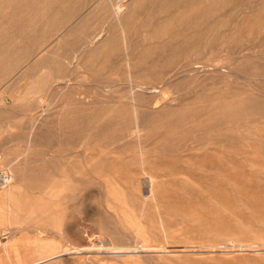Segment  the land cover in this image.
I'll list each match as a JSON object with an SVG mask.
<instances>
[{"label": "rangeland", "instance_id": "1", "mask_svg": "<svg viewBox=\"0 0 264 264\" xmlns=\"http://www.w3.org/2000/svg\"><path fill=\"white\" fill-rule=\"evenodd\" d=\"M61 1L0 0V94L2 95H0V157L2 156L0 158V172L9 174L10 176H8L13 180V187L10 190L0 191V264H197L198 262V264H228L225 263V258L226 262L229 261L230 264H254L256 261V264H264V136H262L264 135V132H262L264 131V0H259L258 2H256L257 0H210L212 2L209 0H206L207 2L205 0H197L198 2L196 0H169L170 2L168 0H133V2L132 0ZM155 1L157 2L156 5ZM158 1L161 3H158ZM184 1H186L187 5L183 3V6L182 2ZM216 1L219 4L214 6L213 4H216ZM32 2H34V5ZM198 3L200 5L197 7ZM150 6H154L153 9ZM167 6H170L168 11ZM149 8L150 10H148ZM180 8H183V10ZM157 9L158 12L156 14ZM160 9H164V11ZM214 9L215 11L213 12ZM130 11L131 16L128 13ZM190 15L191 18H195L191 20ZM21 16L24 18L22 19ZM145 17L147 18L143 22ZM149 17L150 20L148 19ZM179 17L181 18L178 22ZM163 18L164 21L159 20H163ZM140 23H145L146 26ZM150 23L153 26L156 25V28ZM185 23L188 24L186 25ZM182 24H185V26ZM16 26L18 27L17 29L15 28ZM126 27L127 32H125ZM179 27L180 30L178 29ZM11 28L15 30L11 31ZM195 29L196 31H194ZM200 29L203 33H201ZM166 30H170V34L177 30V33L173 34V38H171L172 34L169 36V33V35L165 33ZM116 31L117 33H114ZM145 32L148 36L152 33L149 36L152 38L148 39L149 37ZM113 33L116 35H113ZM111 34L115 37L110 39L109 41H112L109 42L107 38H111ZM159 36H161L160 39ZM134 37L138 40H135ZM177 37L181 39L177 40ZM185 37H189V39L186 40ZM127 38L129 41H127ZM104 39L107 40H105L107 44H105ZM170 39L172 40L170 41ZM164 40H167L166 44ZM97 42H101V46H98L100 43L97 44ZM117 42L120 45L116 44ZM94 43L97 45L93 46ZM151 43L156 44L150 45ZM173 43L175 44L173 45ZM144 44L151 46L149 48V50L151 49L150 53L154 51L153 48L157 50L160 44V50H157L158 52L161 51L160 55L157 51V54L152 52L153 54L151 53V55L147 52L148 45L146 46L147 50L142 48L145 47ZM89 45L90 47H88ZM92 46L94 49L98 48L93 51L94 49H91ZM172 46H175V50L178 51L182 47L180 52L181 50L185 52L183 49H186L185 53L189 54L188 51H190V54L187 55L182 52V55L179 52L182 57L179 54L177 56L178 51L174 52ZM169 47L172 50H169ZM81 48H86L83 52L84 54L81 53L83 50ZM132 48H134V51ZM78 49L81 50L78 51ZM168 50L172 52V56L176 55V57L170 56ZM9 51L11 54L8 53ZM144 51L147 52L145 53L146 55L148 54V57ZM133 53L138 55V57H135ZM142 54L150 62L145 60ZM256 54L257 56H255ZM83 55H86L87 58ZM168 55L171 57L169 64L168 59L163 58ZM44 56L48 57L45 58ZM40 57H42V61ZM48 58L50 60L48 61L49 63L46 62L48 63L47 66L45 62H42L48 60ZM134 59L137 61H134ZM164 59H167L166 62ZM139 60L140 62L138 63ZM160 60H162L161 64L165 62L167 65L158 66ZM140 67L144 73L139 70ZM199 68L201 69L199 70ZM164 69L165 71L168 70V73L164 72ZM147 70L149 73H147ZM120 82H122L121 85ZM130 83H132L134 88ZM144 84L148 87H145ZM152 84L153 86L151 87ZM119 88L122 89L119 90ZM242 88L243 91L249 89V93L247 94L248 91L245 90L246 92L244 91V93L246 95L243 94ZM252 88L256 90L252 91ZM238 90L243 94L240 95L246 97L242 98ZM253 92L254 96L251 95ZM248 95L249 98L247 97ZM114 100L116 102H113ZM257 102L259 105H257ZM163 105L166 108H162ZM111 107L113 110L110 109ZM129 108L130 110H128ZM253 108L256 113L254 111V113L249 112ZM258 109H260L259 112L262 110L263 113L261 115ZM178 110L181 112L179 113ZM76 111L78 113H75ZM185 111L188 112V115ZM236 112L241 113L239 116L246 112L247 114H244L246 118L244 119V116L242 118L235 116V114H238ZM106 113H108V116ZM140 113L143 114L141 115ZM250 113L255 114V116ZM224 114L226 117L228 114L231 115L230 117L234 121L232 122L231 118V122L229 121V115L228 119L224 118ZM139 115L149 118L143 117L144 121ZM137 116L138 118H136ZM219 117L224 119H219ZM235 117L237 118L235 119ZM238 118L239 120H237ZM179 119L180 121L178 122ZM105 120L106 122L104 123ZM139 120H142V122L140 121L139 123ZM213 121L217 124L212 123ZM223 121L227 125L232 123L233 126L228 125L227 127L229 128L226 129V123L221 125V123H224ZM210 122L211 127H209ZM248 123L250 124L248 125ZM136 124L143 129L141 136H138L136 128H133ZM212 125L215 129L212 128ZM217 125L219 126L217 127ZM255 125L257 126L255 127ZM199 126L201 127L199 128ZM252 126L257 130H253ZM115 127H118L119 131ZM182 127L188 131H184ZM223 127H225V130H223ZM64 128H66V131ZM122 128L125 129V132ZM167 128L170 130L168 131ZM210 128H212V131ZM198 129H201V131ZM191 130H194V132H190ZM203 130L205 131V136ZM213 132L217 137L213 135ZM217 132H219L220 136ZM193 133L198 136V139L195 138ZM167 134L168 136L172 135L169 137L173 138L165 136ZM189 134L190 136L193 135L194 141L188 136ZM201 134H203L205 139ZM56 136L57 138H53ZM225 136L226 139L223 138ZM69 137L70 140L67 139ZM121 137L122 139H120ZM207 137L209 138L207 139ZM161 138L163 139L161 140ZM200 138H203V140L200 141ZM125 139L127 140L126 143ZM173 139L175 143H173ZM129 140L132 144L129 143ZM145 140H147V143ZM185 140H188L189 142H186L191 145L184 147L187 144L186 142V144L184 143ZM197 140L200 141L198 143L202 142V144H198ZM180 143L182 144L180 145ZM149 144L153 145L150 146ZM169 144L172 148H169L171 147ZM106 145L107 147H105ZM111 145L118 149L113 148ZM139 145H142V148ZM179 145H183L184 148ZM211 145L214 147V149L212 148L213 150L206 148H211ZM127 147L129 150L125 149ZM171 149H174V151ZM64 150L65 152H63ZM115 150H118V153ZM122 151H125L126 154ZM143 151H146V153ZM161 151L164 153H160ZM205 151L206 154L204 153ZM110 152L113 154L111 155ZM150 152L155 154H150L149 156ZM186 153L190 154L187 155ZM103 155L105 157L108 156V159H105ZM206 155L208 158H206ZM203 156L210 163L207 160L205 161ZM117 158L124 163L119 162ZM193 158L195 160L198 158L200 164ZM101 159L108 162L103 161V164ZM186 159H188V162ZM189 160L192 162H189ZM54 161H56L55 165L53 164ZM63 163H66L65 166H63ZM112 164L114 169L110 168ZM68 168H72V170ZM77 170L80 171L78 172ZM51 171L53 172L51 173ZM74 171L77 174L82 172V175H75ZM42 172H44L43 175ZM89 176L93 177V179ZM106 182L108 183L107 186L105 185L107 184ZM115 182H118L121 188ZM103 192L104 196H101ZM131 192L132 194H129ZM129 195L133 196L129 197ZM101 197L104 198L100 199ZM138 198H141L142 201H139L142 203L140 202L138 206H135V203L137 205V202H139ZM11 206L20 207L19 209L23 210L25 214L19 219L8 217L7 210ZM138 207H142V209H138ZM97 209L103 210L106 214ZM116 214H118L119 218ZM145 214L147 215L145 216ZM106 216L110 217V219ZM146 217H148V220ZM38 228H41V230H38ZM5 232L7 233L5 234ZM101 238L103 239L101 240ZM103 240H106L104 241L106 243H103ZM83 242L84 244H89L84 245ZM92 242L93 245H91ZM116 242L117 244L119 243V250H117V245H114ZM96 243L99 245H94ZM81 247L83 249H78ZM114 248L116 251H113L115 250ZM210 254L218 255L217 257L212 255V257ZM220 254L224 255L225 258ZM209 257L212 258L209 259ZM187 258H190V261ZM205 258L207 259L205 260Z\"/></svg>", "mask_w": 264, "mask_h": 264}, {"label": "bare ground", "instance_id": "2", "mask_svg": "<svg viewBox=\"0 0 264 264\" xmlns=\"http://www.w3.org/2000/svg\"><path fill=\"white\" fill-rule=\"evenodd\" d=\"M58 1H59V0H58ZM127 1H128V0H127ZM127 1H126V2H127ZM143 1H145V0H143ZM164 1H166V0H164ZM168 1H169V0H168ZM171 1H172V0H171ZM196 1H197V0H196ZM196 1H195V2H196ZM205 1H206V0H205ZM209 1H210V0H209ZM212 1H213V0H212ZM212 1H210V2H212ZM258 1H259V0H257L256 2H258ZM260 1H261V0H260ZM34 2H35V1H34ZM34 2H32L33 5H34ZM60 2H62V1L60 0ZM65 2H66V1H65ZM121 2H122V1H121ZM132 2H133V0H132ZM132 2H131V3H132ZM152 2H153V1H152ZM169 2H170V1H169ZM178 2H179V1H178ZM193 2H194V1H193ZM197 2H198V1H197ZM206 2H207V1H206ZM216 2H217V1H216ZM216 2H215V3H216ZM232 2H233V1H232ZM235 2H236V1H235ZM254 2H255V1H254ZM146 3H147V1H146ZM156 3H157V2L155 1V5H156ZM158 3H161V2L158 1ZM163 3H164V2H163ZM163 3H162V4H163ZM166 3H167V2H166ZM183 3H186V1L182 2V4H183ZM200 3H201V2H200ZM200 3L197 4V7H198V5H200ZM208 3H209V2H208ZM224 3H225V2H224ZM241 3H242V2H241ZM10 4H11V3H10ZM35 4H36V3H35ZM167 4H168V3H167ZM177 4H179V3H177ZM180 4H181V3H180ZM209 4H210V3H209ZM218 4H219V3L217 2L216 4H213V5L216 6V5H218ZM226 4H227V2H226ZM263 4H264V3H263ZM11 5H12V4H11ZM33 5H32V6H33ZM49 5H50V4H49ZM102 5H103V4H102ZM128 5H130V4H128ZM140 5H141V4H140ZM143 5H144V4H143ZM155 5H154V6H155ZM186 5H187V3H186ZM189 5H191V4H189ZM231 5H232V4H231ZM255 5H256V4H255ZM98 6H99V5H98ZM103 6H104V5H103ZM154 6H152V7L150 6V8L153 9ZM177 6H178V5H177ZM183 6H184V4H183ZM183 6H182V7H183ZM191 6H193V5H191ZM204 6H206V5H204ZM261 6H262V5H261ZM261 6H259V7H261ZM56 7H57V6H56ZM100 7H101V6H100ZM119 7H120V6H119ZM158 7H159V5H158ZM158 7H156V8H158ZM168 7H170V6H167V11H168ZM179 7H181V6L179 5ZM187 7H188V6H187ZM197 7H196V8H197ZM209 7H211V6H209ZM250 7H251V6H250ZM9 8H10V7H9ZM121 8L123 9V7H121ZM124 8H125V7H124ZM133 8H134V7H133ZM133 8H131V9H133ZM136 8H138V6H136ZM147 8H148V7H147ZM147 8H146V9H147ZM150 8H149L148 10H150ZM161 8H162V7H161ZM163 8H164V7H163ZM199 8H200V7H199ZM201 8H202V7H201ZM10 9H11V8H10ZM27 9H29V8H27ZM54 9H55V8H54ZM127 9H128V8H127ZM131 9H130V10H131ZM180 9H181V8H180ZM211 9H212V8H211ZM211 9H210V10H211ZM230 9H231V8H230ZM252 9H253V8H252ZM32 10H33V9H32ZM32 10H31V11H32ZM134 10H135V9H134ZM148 10H147V12H148ZM160 10H163V11H164V9H160ZM178 10H179V9H178ZM181 10H183V8H182ZM185 10H186V9H185ZM185 10H184V11H185ZM194 10H195V9H194ZM197 10H198V8H197ZM222 10H224V9L222 8ZM244 10H245V9H244ZM246 10H247V9H246ZM8 11H9V10H8ZM29 11H30V10H29ZM51 11H52V9H51ZM126 11H127V10H126ZM131 11L133 12V10H131ZM131 11L128 12V13H130V16H131ZM155 11H156V10H155ZM169 11H170V10H169ZM203 11H205V10H203ZM207 11L209 12V10H207ZM211 11H212V10H211ZM211 11H210V12H211ZM214 11H215V9L213 10V12H214ZM253 11H254V10H253ZM48 12H49V11H48ZM136 12H137V10H136ZM149 12H150V11H149ZM153 12H154V11H153ZM157 12H158V9H157V11H156V14H157ZM165 12H166V10H165ZM178 12H179V11H178ZM193 12H194V11H193ZM195 12H196V11H195ZM237 12H238V11H237ZM241 12H242V11H241ZM24 13H26V12H24ZM53 13H54V12H53ZM58 13H59V12H58ZM204 13H205V12H204ZM0 14H1V12H0ZM26 14H27V13H26ZM26 14H25V15H26ZM115 14H116V13H115ZM115 14H114V15H115ZM147 14L150 15L149 13H147ZM169 14H170V13H169ZM172 14H173V13H172ZM177 14H178V13H177ZM180 14H181V13H180ZM197 14H198V13H197ZM200 14H201V12H200ZM219 14H220V13H219ZM239 14H240V13H239ZM239 14H238V15H239ZM2 15H3V14H2ZM144 15H145V14H144ZM144 15H143V16H144ZM163 15H164V14H163ZM191 15H192V13H191ZM191 15L189 16L190 18H191ZM214 15H215V14H214ZM22 16H24V15H22ZM22 16H21V18L23 19L25 16H24V17H22ZM35 16H36V15H35ZM117 16H118V15H117ZM146 16H147V15H146ZM153 16H154V15H153ZM165 16L167 17V15H165ZM170 16H171V15H170ZM205 16H206V15H205ZM36 17H37V16H36ZM119 17H120V16H119ZM126 17H127V15H126ZM175 17H176V16H175ZM203 17H204V16H203ZM208 17H209V16H208ZM21 18H20V20H21ZM115 18H116V17H115ZM123 18H124V17H123ZM146 18H147V17L143 18V22H144V19H146ZM164 18H165V17H164ZM164 18H163V20H162V19H159V20L164 21ZM180 18H181V17H179L178 22L180 21ZM193 18H195V17H193ZM193 18H191V20H192ZM196 18H198V17L196 16ZM217 18H219V17L217 16ZM234 18H235V17H234ZM45 19H46V18H45ZM148 19L150 20V17H149ZM151 19H152V15H151ZM155 19H156V17H155ZM182 19H183V18H182ZM187 19H188V18H187ZM198 19H199V18H198ZM198 19H197V20H198ZM221 19H222V18H221ZM237 19H238V18H237ZM37 20H38V19H37ZM55 20H56V19H55ZM118 20H119V19H118ZM123 20H124V19H123ZM126 20L128 21V19H126ZM129 20H130V19H129ZM149 20H148V21H149ZM156 20H157V19H156ZM165 20H166V19H165ZM188 20H189V19H188ZM197 20H196V21H197ZM200 20H202V19H200ZM227 20H228V19H227ZM21 21H22V20H21ZM21 21H20V22H21ZM38 21H39V20H38ZM57 21H58V20H57ZM161 21H160V22H161ZM171 21H172V20H171ZM181 21H182V20H181ZM15 22H16V21H15ZM54 22H55V21H54ZM146 22H147V21H146ZM160 22H158V23H160ZM189 22H190V21H189ZM192 22H193V21H192ZM192 22H191V23H192ZM17 23H18V22H17ZM128 23H129V22H128ZM151 23H152V22H151ZM151 23H150V25H152ZM170 23H171V22H170ZM174 23H175V21H174ZM181 23H183V22H181ZM211 23H212V22H211ZM220 23H221V22H220ZM20 24H21V23H20ZM20 24H19V25H20ZM129 24H130V23H129ZM140 24H141V23H140ZM142 24H143V23H142ZM142 24H141V25H142ZM160 24H162V23H160ZM178 24H179V23H178ZM185 24L187 25L188 23H185ZM185 24H182V25L185 26ZM189 24H190V23H189ZM256 24H257V23H256ZM10 25H11V24H10ZM143 25H145V23H144ZM156 25H157V22H156ZM156 25H154V26L152 25V26L156 28ZM198 25H199V24H198ZM211 25H212V24H211ZM257 25H258V24H257ZM103 26H104V25H103ZM122 26H123V25H122ZM145 26H146V25H145ZM178 26H179V25H178ZM188 26H189V25H188ZM199 26H200V25H199ZM159 27H160V26H159ZM159 27H158V28H159ZM194 27H195V26H194ZM13 28H14V27H13ZM15 28L17 29L18 27L16 26ZM36 28H37V27H36ZM155 28H154V29H155ZM158 28H157V29H158ZM172 28H174V27H172ZM172 28H170V29L172 30ZM176 28H177V27H176ZM182 28H183V26H182ZM184 28H185V27H184ZM191 28H192V27H191ZM196 28H197V27H196ZM24 29H25V28H24ZM150 29H151V28H150ZM157 29H156V30H157ZM168 29H169V28H168ZM178 29L180 30V27H179ZM13 30H15V29H13ZM13 30H12V28H11V31H13ZM141 30H142V29H141ZM143 30H144V29H143ZM179 30H178V31H179ZM183 30H184V29H183ZM186 30H187V29H186ZM200 30H201V29H200ZM263 30H264V29H263ZM8 31H9V30H8ZM106 31H107V30H106ZM117 31H119V30H117ZM117 31L114 32V33H117ZM120 31H121V30H120ZM144 31H147V30L145 29ZM153 31H155V30H153ZM169 31H170V30H169ZM169 31L166 30L165 33H167V34L169 33V34H170ZM181 31H182V30H181ZM184 31H185V30H184ZM194 31H196V29H195ZM197 31H198V30H197ZM258 31H259V30H258ZM125 32H127V27H126V31H125ZM151 32H152V31H151ZM151 32H150V33H151ZM171 32H172V31H171ZM179 32H180V31H179ZM205 32H206V31H205ZM2 33H3V32H2ZM10 33H11V32H10ZM111 33H112V32H111ZM114 33H113V35H116V34H114ZM176 33H177V30H176L174 33H173V32L171 33L172 36H171V34H170V35L168 34V35L171 36V38H173V34L175 35ZM197 33H198V32H197ZM201 33H203L202 30H201ZM217 33H218V32H217ZM4 34H5V31H4ZM12 34H13V33H12ZM106 34H108V33H106ZM118 34H119V32H118ZM118 34H117V35H118ZM145 34L148 36L149 31H148V34H147L146 32H145ZM156 34H157V33H156ZM186 34H187V32H186ZM190 34H192V33H190ZM198 34H199V33H198ZM8 35H9V34H8ZM23 35H24V34H23ZM28 35H29V33H28ZM100 35H101V34H100ZM102 35H103V34H102ZM104 35H105V34H104ZM125 35H126V33H125ZM146 35H145V36H146ZM151 35H152V33H151ZM151 35H149V36H151ZM153 35H154V34H153ZM159 35H162V34H159ZM251 35H252V34H251ZM251 35H250V36H251ZM19 36H20V35H19ZM109 36H110V35H109ZM111 36H112V34H111ZM111 36H110V37H111ZM135 36H136V35H135ZM141 36H142V35H141ZM149 36H148V37H149ZM164 36H166V34H164ZM169 36H168V37H169ZM179 36H180V34H179ZM188 36H189V35H188ZM191 36H192V35H191ZM204 36H205V35H204ZM100 37H101V36H100ZM106 37H107V36H106ZM113 37H115V36H112L111 38L108 37L109 39L107 38V40L109 41L110 39H113ZM148 37H147V38H148ZM153 37H154V36H153ZM174 37L176 38V36H174ZM189 37H190V36H189ZM189 37H188V38L185 37L186 40H188ZM200 37H201V36H200ZM2 38H3V36H2ZM5 38H7V37H5ZM14 38H15V37H14ZM101 38H102V37H101ZM101 38H100V39H101ZM117 38H118V37H117ZM125 38H126V37H125ZM134 38H135V37H134ZM134 38H133V39H134ZM147 38H145V39H147ZM150 38H152V37H149L148 39H150ZM154 38H155V37H154ZM157 38H158V37H157ZM160 38H161V36H159V39H160ZM166 38H167V37H166ZM169 38H170V37H169ZM208 38H209V37H208ZM11 39H13V38H11ZM23 39H24V38H23ZM94 39H95V37H94ZM97 39H98V38H97ZM136 39H137V38H135V40H136ZM145 39H143V40H145ZM167 39H168V38H167ZM178 39H181V38H178V37H177V40H178ZM183 39H184V38H183ZM13 40H14V39H13ZM62 40H63V39H62ZM91 40H93V39H91ZM95 40H96V39H95ZM105 40H106V39H104V42H105V44H107V43H106L107 40H106V41H105ZM137 40H138V39H137ZM168 40H169V39H168ZM171 40H172V39H170V41H171ZM186 40H185V41H186ZM228 40H229V39H228ZM5 41H6V40H5ZM21 41H23V40H21ZM96 41H98V40H96ZM111 41H112V40H111ZM111 41H109V42H111ZM127 41H129L128 38H127ZM164 41H165V40H164ZM204 41H205V40H204ZM252 41H253V40H252ZM90 42H92V41H90ZM104 42H102V43H104ZM150 42H151V41H150ZM152 42H153V41H152ZM159 42H160V41H159ZM168 42H169V41H168ZM179 42H180V41H179ZM191 42H192V41H191ZM193 42H194V41H193ZM226 42H227V41H226ZM8 43H9V42H8ZM98 43H100V45H98V46H101V42H97V44H98ZM113 43H114V41H113ZM125 43H126V42H125ZM136 43H137V42H136ZM146 43H147V42H146ZM157 43H158V41H157ZM166 43H167V40L165 41V44H166ZM169 43H170V42H169ZM171 43H172V42H171ZM189 43H190V41H189ZM97 44L94 43L93 46H95V45H97ZM114 44H115V43H114ZM116 44H119V45H120V43H118V42H117ZM130 44H131V43H130ZM139 44H140V43H139ZM152 44L155 45L156 43H151L150 45H152ZM174 44H175V43H173V45H174ZM180 44H181V42H180ZM182 44H184V43H182ZM11 45H12V44H11ZM90 45H91V44H90ZM90 45H89L88 47H90ZM103 45H104V44H103ZM112 45H113V44H112ZM112 45H110V46H112ZM128 45H129V44H128ZM131 45H132V44H131ZM135 45H136V44H135ZM137 45H138V44H137ZM147 45H148V44H147ZM147 45L144 44L145 47H142V48H145V50H147V49H146V46H147ZM159 45H160V44H159ZM159 45H158V47H157V50H160V49H159ZM170 45H171V44H170ZM82 46H85V45H82ZM93 46L91 47V49L93 48ZM110 46H109V48H110ZM161 46H162V45H161ZM168 46H169V45H168ZM168 46H167V47H168ZM177 46H178V44H177ZM184 46H185V44H184ZM184 46H183V47H184ZM190 46H191V45H190ZM251 46H252V45H251ZM70 47H71V46H70ZM80 47H81V46H80ZM138 47H139V45H138ZM150 47H151V46H150ZM150 47H149V45H148V50H147V52H149V53H150V50H151V49L149 50ZM180 47H181V46H180ZM15 48H16V47H15ZM68 48H69V47H68ZM96 48H98V47H96ZM96 48H95V49H96ZM117 48H118V47H117ZM128 48H129V47H128ZM139 48H141V47H139ZM139 48H138V49H139ZM165 48H166V47H165ZM173 48H174V52L178 51V50H175V48H176L175 46H172V49H173ZM193 48H194V47H193ZM9 49H10V48H9ZM12 49H13V48H12ZM53 49H54V48H53ZM62 49H63V48H62ZM69 49H70V48H69ZM81 49H83V48H81ZM81 49H78V51L81 50ZM85 49H86V48H85ZM85 49H83V50L81 51V53H83V52L85 51ZM93 49H94V48H93ZM95 49H94L93 51H95ZM107 49H108V48H107ZM119 49H120V48H119ZM129 49H131V48H129ZM132 49H133V51H134V48H132ZM135 49H136V48H135ZM170 49H171V47H169V50H170ZM172 49H171V50H172ZM177 49H179V48H177ZM180 49H182V47H181ZM180 49H179L178 53L176 54L177 56L180 55V54H179ZM243 49H244V48H243ZM49 50H50V49H49ZM87 50H88V49H87ZM105 50H106V49H105ZM153 50H154V51H152V52L155 53V54H157L158 51L155 50V48H153ZM161 50H162V49H161ZM164 50H165V49H164ZM169 50H168V51H169ZM183 50H185V52H186V49H183ZM255 50H256V49H255ZM50 51H52V50H50ZM58 51H59V50H58ZM63 51H64V50H63ZM98 51L101 52L100 50H98ZM107 51H108V50H107ZM131 51H132V50H131ZM156 51H157V52H156ZM166 51H167V50H166ZM257 51H258V50H257ZM257 51H256V52H257ZM18 52H20V51H18ZM48 52H49V51H48ZM48 52H46V53H48ZM76 52H77V51H76ZM91 52H92V51H91ZM135 52H137V51H135ZM140 52H141V51H140ZM140 52H139V53H140ZM145 52H146V51H144V53H145ZM147 52H146V53H147ZM152 52H151V53H152ZM160 52H161V51L158 52L159 55H160ZM169 52H170V51H169ZM182 52H183V51L181 50L180 53L182 54ZM185 52H183V53H185ZM188 52H189V54H190V51H188ZM8 53H10V51H9ZM74 53H75V52H74ZM79 53H80V52H79ZM85 53L87 54V52H85ZM93 53H94V52H93ZM95 53H96V52H95ZM103 53H104V52H103ZM146 53H145V55H146ZM151 53H150V54H151ZM153 53H152V54H153ZM162 53H163V51H162ZM193 53H194V51H193ZM249 53H250V52H249ZM257 53H258V52H257ZM10 54H11V53H10ZM10 54H9V55H10ZM44 54H45V53H44ZM54 54H55V53H54ZM59 54H60V53H59ZM83 54H84V53H83ZM99 54H100V53H99ZM133 54H135V53H133ZM133 54H132V55H133ZM137 54H138V53H137ZM150 54H149V55H150ZM152 54H151V55H152ZM155 54H154V55H155ZM164 54H166V53L164 52ZM164 54H163V55H164ZM171 54H172V52H170L169 55L172 56L173 54H172V55H171ZM178 54H179V55H178ZM185 54L189 55L188 53H185ZM191 54H192V53H191ZM63 55H64V54H63ZM94 55H96V54H94ZM109 55H110V54H109ZM142 55H143V54H142ZM142 55H141V57H142ZM145 55H143V58L145 57ZM154 55H153V56H154ZM166 55H167V54H166ZM169 55H168L167 57H163V58H167L168 61H169V59H171V57H169ZM176 55H175V56H172V57H176ZM182 55H183V54H182ZM246 55H247V54H246ZM253 55H254V54H253ZM7 56H8V55H7ZM42 56H43V55H42ZM83 56H86V55H83ZM96 56H97V55H96ZM102 56H103V55H102ZM136 56L138 57V55L135 54V57H136ZM146 56L148 57V54H147ZM180 56H181V55H180ZM192 56H193V55H192ZM255 56H257V54H256ZM44 57H45V56H44ZM44 57H43V58H44ZM46 57H48V56H46ZM46 57H45V58H46ZM49 57L51 58V56H49ZM91 57H92V55H91ZM154 57H155V56H154ZM181 57H182V56H181ZM183 57H184V56H183ZM237 57H238V56H237ZM40 58H41V61H42V57H40ZM45 58H44V59H45ZM86 58H87V56H86ZM139 58H140V54H139ZM12 59H13V58H12ZM44 59H43V60H44ZM94 59H97V58H94ZM101 59H102V57H101ZM140 59H141V58H140ZM152 59H153V58H152ZM167 59H164L165 62H166ZM49 60H50V59L48 58V60H46V61L44 60L42 63H44V62L46 63V62H48ZM87 60H88V59H87ZM92 60H93V59H92ZM106 60H107V59H106ZM135 60H136V59H134V61H135ZM145 60H147L146 57H145ZM145 60L143 59V61H145ZM148 60H149V59H148ZM148 60H147V61H148ZM158 60H159V59H158ZM41 61H40V62H41ZM73 61H74V60H73ZM93 61H94V60H93ZM95 61H96V60H95ZM124 61H125V60H124ZM131 61H132V60H131ZM136 61H137V60H136ZM143 61H142V62H143ZM152 61H154V60H152ZM161 61H162V60H160V64H159L158 66H160V65H164V66L167 65L165 62H163V64H161ZM244 61H245V60H244ZM18 62H19V61H18ZM71 62H72V61H71ZM128 62L131 64V62H130L129 60H128ZM128 62H127V63H128ZM132 62H133V61H132ZM139 62H140V60L138 61V63H139ZM149 62H150V60H149ZM193 62H194V61H193ZM250 62H251V61H250ZM254 62H255V60H254ZM48 63H49V62H48ZM48 63H46L45 65H47ZM73 63H74V62H73ZM88 63H89V62H88ZM93 63H94V62H93ZM98 63H99V62H98ZM98 63H97V66H98ZM144 63H145V62H144ZM146 63H147V62H146ZM164 63H165V64H164ZM169 63H170V61L168 62V64H169ZM252 63H253V62H252ZM152 64H153V63H152ZM54 65H56V64H54ZM71 65H72V63H71ZM86 65H87V64H86ZM128 65H129V64H128ZM156 65H157V64H156ZM246 65H247V64H246ZM257 65H258V64H257ZM17 66H18V65H17ZM47 66H48V65H47ZM89 66H90V65H89ZM94 66H95V65H94ZM99 66H100V65H99ZM138 66H141V65H138ZM259 66H260V65H259ZM9 67H10V65H9ZM35 67H36V66H35ZM90 67H91V66H90ZM175 67H176V66H175ZM200 67H201V66H200ZM31 68H32V67H31ZM39 68H40V67H39ZM91 68H92V67H91ZM96 68H97V67H96ZM136 68H137V67H136ZM144 68H146V67H144ZM151 68H152V67H151ZM153 68H154V67H153ZM170 68H173V67H170ZM197 68H198V67H197ZM201 68H202V67H201ZM201 68H199V70H200ZM203 68H204V67H203ZM228 68H229V67H228ZM17 69H18V68H17ZM25 69H26V68H25ZM29 69H30V68H29ZM32 69H33V68H32ZM35 69H36V68H35ZM99 69H100V68H99ZM137 69H138V68H137ZM142 69H143V68H142ZM147 69H148V67H147ZM186 69H187V68H186ZM234 69H235V68H234ZM11 70H12V69H11ZM41 70H42V69H41ZM139 70H141V67H140ZM148 70H150V68H149ZM148 70H147V73H149ZM156 70H158V69H156ZM182 70H184V69H182ZM203 70H204V69H203ZM203 70H202V71H203ZM207 70H208V69H207ZM30 71H31V70H30ZM141 71H142V70H141ZM150 71H151V70H150ZM167 71H168V70H167ZM167 71H165V69H164V72L168 73ZM170 71L172 72V70H170ZM177 71H180V70H177ZM229 71H230V70H229ZM23 72H24V71H23ZM34 72H35V71H34ZM142 72H143V71H142ZM153 72H154V71H153ZM155 72H156V71H155ZM159 72H160V71H159ZM200 72H201V71H200ZM30 73H31V72H30ZM91 73H92V72H91ZM129 73H130V72H129ZM143 73H144V72H143ZM156 73H158V72H156ZM19 74H22V73H19ZM19 74H18V76H19ZM161 74H162V73H161ZM198 74H199V73H198ZM23 75H24V73H23ZM30 75H31V74H30ZM89 75H90V74H89ZM130 75H131V74H130ZM137 75H138V74H137ZM238 75H239V74H238ZM240 75H241V74H240ZM162 76H163V74H162ZM188 76H189V75H188ZM198 76H199V75H198ZM231 76H232V74H231ZM128 77H129V76H128ZM53 78H54V77H53ZM59 78H60V77H59ZM164 78H167V77H164ZM19 79H20V78H19ZM19 79H18V80H19ZM199 79H200V78H199ZM12 81H13V79H12ZM12 81H11V82H12ZM164 81H165V79H164ZM164 81H163V82H164ZM168 81H170V80H168ZM172 81H173V80H172ZM180 81H181V80H180ZM194 81H195V80H194ZM13 82H14V81H13ZM17 82H18V81H17ZM60 82H61V81H60ZM60 82H57V83H60ZM127 82H128V81H127ZM163 82H162V83H163ZM19 83H20V82H19ZM61 83H62V82H61ZM121 83H122V82H120V85H121ZM123 83H124V82H123ZM133 83H135V82L133 81ZM178 83H179V82H178ZM12 84H13V83H12ZM12 84H11V85H12ZM55 84H56V83H55ZM130 84H131V86H132V83H130ZM135 84H136V83H135ZM142 84H143V83H142ZM153 84H154V83H153ZM153 84L151 85V87L153 86ZM171 84H172V83H171ZM171 84H170V85H171ZM58 85H59V84H58ZM58 85H57V86H58ZM64 85H65V84H64ZM116 85H117V84H116ZM118 85H119V84H118ZM133 85H134V84H133ZM136 85H137V84H136ZM144 85H145V87H148V86H146V84H144ZM156 85H157V84H156ZM161 85H163V84H161ZM179 85H180V84H179ZM205 85H206V84H205ZM13 86H14V84H13ZM61 86H62V85H61ZM131 86H130V87H131ZM137 86H139V85H137ZM249 86H250V85H249ZM10 87H11V86H10ZM118 87H119V86H118ZM120 87H121V86H120ZM124 87H125V86H124ZM124 87H123V88H124ZM126 87H127V85H126ZM128 87H129V86H128ZM132 87H133V86H132ZM135 87H136V86H135ZM250 87H251V86H250ZM133 88H134V87H133ZM149 88H150V87H149ZM255 88H256V87H255ZM121 89H122V88H121ZM121 89L119 88V90H121ZM202 89H203V88H202ZM231 89H232V88H231ZM237 89H238V88H237ZM240 89H241V88H240ZM252 89H253V88H252ZM59 90H60V89H59ZM59 90H58V92H59ZM148 90H149V89H148ZM216 90H217V89H216ZM245 90H246V89H245ZM245 90H244V91H245ZM248 90H249V89H247L246 91H248ZM254 90H256V89H253L252 91H254ZM257 90H258V88H257ZM262 90H263V89H262ZM1 91H2V90H1ZM48 91H49V90H48ZM52 91H53V90H52ZM52 91H51V92H52ZM56 91H57V90H56ZM114 91H116V90H114ZM143 91H144V90H143ZM177 91H178V90H177ZM203 91H204V90H203ZM241 91L243 92V94H245L244 91H243V88H242ZM246 91H245V92H246ZM249 91H250V90H249ZM249 91L247 92V94L249 93ZM258 91H259V90H258ZM260 91H261V89H260ZM148 92H149V91H148ZM232 92H233V91H232ZM262 92H263V91H262ZM56 93H57V92H56ZM60 93H61V92H60ZM65 93H67V92H65ZM238 93H239V95L242 94V93L239 92V90H238ZM258 93H259V92H258ZM47 94H48V93H47ZM154 94H155V93H154ZM178 94H179V93H178ZM225 94H226V93H225ZM225 94H224V95H225ZM234 94H235V93H234ZM243 94H242V95H243ZM253 94H254V92H253L251 95H253ZM255 94H256V93H255ZM0 95H1V94H0ZM58 95H59V94H58ZM114 95H115V94H114ZM121 95H122V94H121ZM237 95H238V94H237ZM237 95H236V96H237ZM239 95H238V96H239ZM242 95H240V96H242ZM245 95H246V94H245ZM251 95H250V96H251ZM256 95H258V94H256ZM261 95H262V94H261ZM261 95H260V96H261ZM263 95H264V94H263ZM1 96H2V95H1ZM117 96H118V95H117ZM117 96H116V97H117ZM131 96H132V95H131ZM177 96H178V95H177ZM225 96H226V95H225ZM253 96H254V95H253ZM56 97H57V96H56ZM116 97H115V98H116ZM132 97H133V96H132ZM168 97H170V96H168ZM171 97H172V96H171ZM243 97H246V96H242V98H243ZM247 97L249 98V95H248ZM256 97H257V96H256ZM258 97H259V96H258ZM111 98H112V97H111ZM121 98H122V96H121ZM129 98H130V97H129ZM226 98H227V97H226ZM236 98H237V97H236ZM252 98H254V97H252ZM262 98H263V97H262ZM45 99H46V98H45ZM50 99H51V98H50ZM54 99H55V98H54ZM54 99H53V100H54ZM56 99H57V98H56ZM66 99H68V98H66ZM145 99H147V98H145ZM167 99H168V98H167ZM173 99H174V98H173ZM228 99H229V96H228ZM245 99H246V98H245ZM257 99H258V98H257ZM150 100H151V99H150ZM154 100H155V99H154ZM169 100H170V98H169ZM231 100H232V99H231ZM263 100H264V99H263ZM54 101H55V100H54ZM151 101H152V100H151ZM261 101H262V100H261ZM51 102H52V101H51ZM103 102H104V101H103ZM113 102H116V101L114 100ZM128 102H129V101H128ZM147 102H148V101H147ZM149 102H150V101H149ZM161 102H162V101H161ZM169 102H170V101H169ZM178 102H179V101H178ZM181 102H182V101H181ZM1 103H2V102H1ZM4 103H5V102H4ZM4 103H3V104H4ZM10 103H11V102H10ZM42 103H43V102H42ZM63 103H65V102H63ZM108 103H110V102H108ZM122 103H123V102H122ZM151 103H152V102H151ZM175 103H176V102H175ZM185 103H186V102H185ZM246 103H247V102H246ZM263 103H264V102H263ZM8 104H9V103H8ZM11 104H12V103H11ZM17 104H19V103L17 102ZM17 104H16V105H17ZM39 104H40V103H39ZM39 104H38V105H39ZM46 104H47V103H46ZM111 104H112V103H111ZM127 104H128V103H127ZM132 104H133V103H132ZM143 104H144V103H143ZM145 104H146V103H145ZM162 104H164V103L162 102ZM235 104H236V103H235ZM235 104H234V105H235ZM237 104H238V102H237ZM252 104H254V103H252ZM27 105H28V104H27ZM29 105H30V104H29ZM40 105H41V104H40ZM75 105H76V104H75ZM105 105H106V104H105ZM112 105H114V104H112ZM147 105L149 106V104H147ZM165 105H166V104H165ZM189 105H190V104H189ZM199 105H200V104H199ZM240 105H241V104H240ZM243 105H244V104H243ZM249 105H250V104H249ZM257 105H259L258 102H257ZM260 105H261V104H260ZM20 106H21V105H20ZM44 106H45V105H44ZM46 106H47V105H46ZM48 106H49V105H48ZM61 106H62V105H61ZM63 106H64V105H63ZM65 106H66V105H65ZM100 106H101V105H100ZM126 106H127V105H126ZM132 106H133V105H132ZM184 106H185V105H184ZM200 106H201V105H200ZM220 106H221V105H220ZM220 106H219V107H220ZM232 106H233V105H232ZM2 107H3V106H2ZM25 107H27V106H25ZM108 107H109V106H108ZM130 107H131V106H130ZM134 107H135V106H134ZM134 107H133V108H134ZM138 107H139V106H138ZM143 107H144V105H143ZM143 107H142V108H143ZM145 107H146V106H145ZM153 107H154V106H153ZM153 107H152V108H153ZM163 107L166 108L164 105L162 106V108H163ZM175 107H176V106H175ZM233 107H234V106H233ZM244 107H245V106H244ZM251 107H252V106H251ZM259 107H260V106H259ZM14 108H15V107H14ZM19 108H20V107H19ZM45 108H46V107H45ZM47 108H48V107H47ZM140 108H141V106H140ZM192 108H193V106H192ZM197 108H198V107H197ZM215 108H216V107H215ZM237 108L240 109L238 106H237ZM262 108H263V106H262ZM262 108H260V109H262ZM10 109H11V107H10ZM16 109H17V108H16ZM27 109H28V108H27ZM42 109H43V108H42ZM97 109H98V108H97ZM110 109L113 110L112 107H111ZM136 109H137V107H136ZM153 109H154V108H153ZM159 109H160V108H159ZM167 109H168V108H167ZM180 109H181V108H180ZM193 109H194V108H193ZM198 109H199V108H198ZM201 109H202V108H201ZM201 109H200V110H201ZM245 109H246V108H245ZM260 109H258V112H259ZM39 110H40V109H39ZM103 110H104V109H103ZM106 110H108V109H106ZM128 110H130V108H129ZM137 110H138V109H137ZM151 110H152V109H151ZM154 110H155V109H154ZM156 110H157V109H156ZM161 110H162V109H161ZM161 110H160V112H161ZM176 110H177V109H176ZM181 110H182V109H181ZM251 110H252V111H249V112H253V111H254V108L251 109ZM158 111H159V110H158ZM182 111H183V110H182ZM188 111H189V109H188ZM236 111H237V110H236ZM238 111H239V110H238ZM245 111H246V110H245ZM263 111H264V109H263ZM105 112H106V111H105ZM136 112H137V111H136ZM138 112H140V111H138ZM170 112H172V111H170ZM176 112H177V111H176ZM178 112L180 113L181 111L178 110ZM196 112H197V111H196ZM201 112H202V110H201ZM201 112H200V113H201ZM246 112H247V111H246ZM246 112H245V113H246ZM254 112H255V111H254ZM254 112H253V113H254ZM73 113H74V111H73ZM75 113H78V112L76 111ZM101 113H102V112H101ZM115 113H116V112H115ZM126 113H127V112H126ZM143 113H144V112H143ZM143 113H142V114H143ZM152 113H153V112H152ZM158 113H159V112H158ZM185 113H187V115H188V112L185 111ZM189 113H190V112H189ZM236 113H238V112H236ZM242 113H243V112H242ZM245 113H244V114H245ZM255 113H256V112H255ZM259 113H260V115H261V113H263L262 110H261ZM63 114H64V113H63ZM107 114H108V113H106V115H107ZM140 114H141V113H140ZM142 114H141V115H142ZM146 114H147V113H146ZM169 114H170V113H169ZM225 114H226V113H225ZM225 114H224V116H225ZM230 114H231V113H230ZM239 114H241V113L235 114V116L237 115V117H238ZM244 114H242V115L239 116V117L242 118V116H244ZM246 114H247V113H246ZM250 114L255 116V114H252V113H250ZM250 114H249V115H250ZM61 115H62V114H61ZM61 115H60V117H61ZM65 115H66V114H65ZM125 115H126V114H125ZM125 115H124V116H125ZM141 115H139V117H140ZM156 115H160V114H156ZM170 115H171V114H170ZM175 115H176V113H175ZM189 115H190V114H189ZM192 115H193V114H192ZM192 115H191V116H192ZM197 115L199 116V114H197ZM203 115H205V114H203ZM222 115H223V114H222ZM228 115H229V114H228ZM228 115H227V117H228ZM258 115H259V114H258ZM260 115H259V116H260ZM35 116H36V115H35ZM63 116H64V115H63ZM71 116H72V115H71ZM97 116H98V115H97ZM107 116H108V115H107ZM135 116H136V115H135ZM176 116H177V115H176ZM230 116H231V115H229V117H228V118H229V121H230V118H231ZM32 117H33V116H32ZM141 117L143 118L144 115L141 116ZM146 117H147V116H146ZM146 117H144V118H146ZM162 117H163V116H162ZM173 117H174V115H173ZM185 117L188 118L187 116H185ZM227 117L225 116L224 118H227ZM237 117H235V119H236ZM250 117H251V116H250ZM34 118H35V117H34ZM38 118H39V117H38ZM40 118H41V117H40ZM42 118H43V116H42ZM64 118H65V116H64ZM64 118H63V119H64ZM136 118H138V116H137ZM144 118H143V120L145 121ZM147 118H149V117H147ZM186 118H185V119H186ZM192 118H193V117H192ZM210 118H211V117H210ZM221 118H223V117H219V119H221ZM224 118H223V119H224ZM228 118H227V119H228ZM245 118H246V116H244V119H245ZM247 118H249V117H247ZM253 118H254V117H253ZM262 118H263V117H262ZM152 119H153V117H152ZM201 119H202V118H201ZM213 119H214V118H213ZM227 119H226V120H227ZM255 119H256V118H255ZM136 120H137V119H136ZM146 120H147V119H146ZM155 120H156V119H155ZM168 120H169V119H168ZM174 120H175V119H174ZM186 120H187V119H186ZM226 120H224V121H226ZM237 120H239V118H238ZM256 120H257V119H256ZM46 121H49V120H46ZM46 121H44V122H46ZM68 121H69V120H68ZM114 121H115V120H114ZM140 121L142 122V120H139V123H140ZM171 121H172V120H171ZM179 121H180V119L178 120V122H179ZM211 121H212V119H211ZM217 121H218V120H217ZM220 121H221V120H220ZM224 121H223V122H224ZM231 121H232V118H231ZM231 121H230V122H231ZM233 121H234V120H233ZM233 121H232V122H233ZM245 121H246V120H245ZM248 121H249V120H248ZM259 121H260V120H259ZM101 122H102V121H101ZM105 122H106V120L104 121V123H105ZM125 122H126V120H125ZM137 122H138V121H137ZM153 122H154V121H153ZM178 122H177V123H178ZM196 122H197V121H196ZM218 122H219V121H218ZM230 122H229V123H230ZM236 122H237V121H236ZM242 122H243V121H242ZM242 122H241V123H242ZM249 122H250V121H249ZM94 123H95V122H94ZM96 123H97V122H96ZM111 123H112V122H111ZM111 123H110V124H111ZM114 123H115V122H114ZM119 123H120V122H119ZM119 123H118V124H119ZM135 123H136V122H135ZM135 123H134V125H135ZM139 123H138V124H139ZM143 123H144V122H143ZM145 123H146V122H145ZM160 123H161V122H160ZM172 123H173V122H172ZM188 123L190 124V122H188ZM194 123H195V122H194ZM212 123L217 124V123L214 122V121H213ZM225 123H226V122L221 123V125H222V124L224 125ZM250 123H251V122H250ZM250 123H248V125H249ZM72 124H73V122H72ZM128 124H130V123H128ZM138 124H136V126L133 127V128H134V129L136 128V132L138 133V136H141V135H142L141 133L143 132V129L140 128V125H139V127H138ZM184 124H185V123H184ZM195 124H196V123H195ZM208 124H209V123H208ZM233 124H234V126H236L235 123H233ZM239 124H240V123H239ZM246 124H247V122H246ZM246 124H245V125H246ZM44 125H45V124H44ZM64 125H65V124H64ZM64 125H63V126H64ZM68 125H69V124H68ZM68 125H67V126H68ZM104 125H105V124H104ZM112 125H113V124H112ZM125 125H126V123H125ZM125 125H124V126H125ZM182 125H183V124H182ZM185 125H186V124H185ZM204 125H206V124H204ZM210 125H211V122H210V124H209V127H211ZM219 125H220V124H219ZM219 125H217V127H218ZM221 125H220V126H221ZM228 125H232V123H230V124H228ZM228 125H227V123H226L225 126L227 127ZM248 125H246V126H248ZM165 126H166V125H165ZM165 126H164V128H165ZM167 126H168V125H167ZM172 126H173V125H172ZM176 126H177V124H176ZM232 126H233V125H232ZM238 126H241V125H238ZM256 126H257V125H255V127H256ZM32 127H33V126H32ZM42 127H44V126H42ZM47 127H48V126H47ZM50 127H51V126H50ZM103 127H104V126H103ZM151 127H152V126H151ZM169 127H170V126H169ZM169 127H168V128H169ZM178 127H179V126H178ZM200 127H201V126H199V128H200ZM215 127H216V126H215ZM242 127L245 128V126H243V125H242ZM248 127H249V126H248ZM248 127H247V129H248ZM252 127H253V126H252ZM255 127H253V130H255V129H254ZM34 128H35V127H34ZM45 128H46V127H45ZM68 128H69V127H68ZM68 128H67V129H68ZM70 128H71V127H70ZM115 128H116V127H115ZM117 128H118V127H117ZM117 128H116V129H117ZM168 128H167V129H168ZM171 128H172V127H171ZM180 128H181V127H180ZM183 128H184V127H182V129H183ZM193 128H194V127H193ZM204 128H205V127H204ZM207 128H208V126H207ZM212 128H214L213 125H212ZM212 128H210L211 131H212ZM221 128H222V126H221ZM228 128H229V127H227L226 129H228ZM230 128H231V127H230ZM244 128H242V129H244ZM49 129H50V128H49ZM55 129H57V128H55ZM55 129H54V130H55ZM62 129H63V128H62ZM64 129H65V131H66V128H64ZM103 129H104V128H103ZM122 129H123V128H122ZM122 129H121V130H122ZM165 129H166V128H165ZM188 129H189V128H188ZM196 129H197V128H196ZM201 129H202V128H201ZM201 129H200V130L198 129V130L201 131ZM214 129H215V128H214ZM216 129H218V128H216ZM219 129H220V127H219ZM1 130H2V129H1ZM41 130H43V129L41 128ZM44 130H45V129H44ZM50 130H52V129H50ZM101 130H102V129H101ZM123 130H124V132H125V129H123ZM163 130H164V129H163ZM169 130H170V129H168V131H169ZM180 130H181V129H180ZM183 130L186 131V132L188 131V130L185 129V128H184ZM194 130H195V128H194ZM194 130H191L190 132H192V131L194 132ZM204 130H205V129H204ZM204 130H203V131H204ZM207 130H209V129H207ZM223 130H225V127H223ZM239 130H240V129H239ZM256 130H257V129H256ZM256 130H255V131H256ZM35 131H36V130H35ZM39 131H40V129H39ZM46 131H47V130H46ZM48 131H49V130H48ZM56 131H57V130H56ZM117 131H119V128H118ZM131 131H132V130H131ZM166 131H167V130H166ZM177 131H179V130H177ZM237 131H238V130H237ZM36 132H38V131H36ZM41 132L43 133V131H41ZM52 132H53V131H52ZM79 132H80V131H79ZM93 132H94V131H93ZM99 132H100V130H99ZM99 132H98V133H99ZM115 132H116V131H115ZM120 132H121V131H120ZM221 132H223V131L221 130ZM262 132H264V131H262ZM39 133H40V132H39ZM44 133H45V131H44ZM53 133H54V132H53ZM55 133H58V132H55ZM64 133H65V132H64ZM69 133H70V131H69ZM71 133H72V132H71ZM117 133H118V132H117ZM163 133H165V132H163ZM163 133H162V134H163ZM198 133H199V132H198ZM217 133H218V135H219V132H217ZM227 133H228V132H227ZM259 133H260V132H259ZM10 134H11V133H10ZM77 134H78V132H77ZM100 134H101V133H100ZM115 134H116V133H115ZM120 134H121V133H120ZM123 134H124V133H123ZM193 134H194V133H193ZM203 134H204V136H205V131H204ZM203 134H201V136L204 138ZM211 134H212V132H211ZM221 134H223V133H221ZM246 134H247V133H246ZM253 134H254V133H253ZM262 134H263V133H262ZM8 135H9V134H8ZM35 135H36V134H35ZM58 135H59V134H58ZM60 135H61V134H60ZM68 135H69V134H68ZM70 135H71V134H70ZM70 135H69V136H70ZM86 135H87V134H86ZM124 135H125V134H124ZM194 135H195V134H194ZM213 135L216 136V135L214 134V132H213ZM224 135H225V134H224ZM256 135H257V133H256ZM26 136H27V134H26ZM29 136H30V135H29ZM61 136H62V135H61ZM71 136H72V135H71ZM91 136H92V135H91ZM118 136H119V135H118ZM128 136H129V135H128ZM156 136H157V135H156ZM165 136H168V134L165 135ZM169 136H172V135H169ZM169 136H168V137H169ZM176 136H177V135H176ZM176 136H175V138H176ZM188 136H190V134H189ZM209 136H211V135H209ZM214 136H212V137H214ZM219 136H220V135H219ZM221 136H222V135H221ZM246 136H247V135H246ZM253 136H254V135H253ZM260 136H261V135H260ZM262 136H264V135H262ZM66 137H67V136H66ZM76 137H77V136H76ZM81 137H82V136H81ZM83 137H84V136H83ZM150 137H151V136H150ZM150 137H149V139H150ZM186 137H187V136H186ZM190 137H191L192 139L194 138L193 135H191ZM197 137H198V136L195 135V138H196V139H198ZM199 137H200V136H199ZM216 137H217V136H216ZM227 137H228V136H227ZM24 138H25V137H24ZM28 138H29V137H28ZM53 138H57V136H56V137H53ZM59 138H60V137H59ZM124 138H125V137H124ZM152 138H153V137H152ZM156 138H157V137H156ZM159 138H160V137H159ZM165 138H167V137H165ZM169 138H173V137H169ZM175 138H174V139H175ZM187 138H189V137H187ZM187 138H186V139H187ZM203 138H202V139L200 138L199 140L201 141V140H203ZM208 138H209V137H207V139H208ZM210 138H211V137H210ZM223 138L226 139V136L223 137ZM223 138L221 139L222 142H223ZM253 138H254V137H253ZM35 139H36V138H35ZM42 139H43V138H42ZM65 139H66V138H65ZM65 139H64V140H65ZM67 139L70 140V137L67 138ZM120 139H122V137H121ZM162 139H163V138H161V140H162ZM174 139L172 140L173 143H175V142H174V141H175ZM180 139H181V138H180ZM182 139H183V138H182ZM204 139H205V138H204ZM207 139H206V141H207ZM25 140H26V139H25ZM38 140H39V139H38ZM62 140H63V139H62ZM73 140H74V139H73ZM76 140H77V139H76ZM82 140H84V139H82ZM105 140H106V139H105ZM114 140H115V139H114ZM117 140H118V139H117ZM167 140H168V139H167ZM178 140H179V136H178ZM189 140H190V139H189ZM262 140H263V139H262ZM45 141H46V140H45ZM67 141H68V140H67ZM95 141H96V138H95ZM123 141H124V139H123ZM126 141H127V140L125 139V143H126ZM148 141H150V140H148ZM152 141H153V140H152ZM180 141H181V140H180ZM186 141H188V140H185L184 143H185ZM193 141H194V139H193ZM200 141L197 140V143L200 142ZM68 142H69V141H68ZM84 142H85V141H84ZM96 142H97V141H96ZM103 142H104V140H103ZM117 142H118V141H117ZM139 142H140V141H139ZM141 142H144V141H141ZM145 142L147 143V140H145ZM158 142H159V141H158ZM163 142H164V141H163ZM188 142H189V141H188ZM188 142H186L187 144L185 143L186 146H184V147H187ZM207 142H208V141H207ZM27 143H28V142H27ZM118 143H119V142H118ZM129 143H130V140H129ZM136 143H137V142H136ZM208 143H209V142H208ZM40 144H41V143H40ZM46 144H48V143H46ZM52 144H54V143H52ZM112 144H113V143H112ZM122 144H123V143H122ZM130 144H132V143H130ZM130 144H128V145L130 146ZM156 144H157V143H156ZM178 144H179V142H178ZM181 144H182V143H180V145H181ZM193 144H194V142H193ZM193 144H192V145H193ZM195 144H196V141H195ZM198 144H202V142H201V143H198ZM203 144H204V143H203ZM206 144H207V143H206ZM224 144H225V143H224ZM229 144H230V143H229ZM229 144H228V145H229ZM114 145H115V142H114ZM118 145H119V144H118ZM118 145H116V146H118ZM126 145H127V144H126ZM143 145H146V144H143ZM149 145H150V144H149ZM151 145H153V144H151ZM151 145H150V146H151ZM169 145H170V144H169ZM180 145H179V146H180ZM183 145H184V144H183ZM183 145L180 146V147H183ZM189 145H191V144H189ZM189 145H188V146H189ZM196 145H197V144H196ZM196 145H195V146H196ZM228 145H227V146H228ZM231 145H232V144H231ZM48 146H49V144H48ZM92 146H93V145H92ZM111 146H112V145H111ZM111 146H110V147H111ZM135 146H136V144H135ZM139 146H140V145H139ZM166 146H168V145H166ZM170 146H171V145H170ZM195 146H194V147H195ZM227 146H226V147H227ZM68 147H69V146H68ZM100 147H101V146H100ZM105 147H107V145H106ZM112 147H113V146H112ZM114 147H115V146H114ZM114 147H113V148H114ZM124 147H125V146H124ZM124 147H121V148H124ZM133 147H134V145H133ZM145 147L148 148L147 146H145ZM163 147H164V146H163ZM173 147H174V146H173ZM176 147H177V146H176ZM180 147H179V148H180ZM184 147H183V148H184ZM191 147H192V146H191ZM191 147H190V148H191ZM115 148L118 149L117 147H115ZM140 148H142V145L140 146ZM140 148L138 147V149H140ZM164 148H166V147H164ZM167 148H168V147H167ZM169 148H172V146L169 147ZM179 148H178V149H179ZM206 148H208V149H210V150H213V149H214L213 145H211V148H209V147H206ZM212 148H213V149H212ZM108 149H112V148H108ZM125 149L129 150L128 147L125 148ZM125 149H123V150H125ZM132 149H133V148H132ZM134 149H136V148H134ZM143 149H144V146H143ZM149 149L153 150L152 148H149ZM149 149H148V150H149ZM174 149H175V151H176V148H175V147H174ZM174 149H173V150L171 149V150L174 151ZM187 149H188V148H187ZM49 150H50V149H49ZM51 150H52V149H51ZM98 150H99V149H98ZM121 150H122V149H121ZM156 150H158V149H156ZM185 150H186V149H185ZM185 150H184V151H185ZM59 151H60V150H59ZM111 151H113V150H111ZM115 151L117 152L118 150H115ZM125 151H126V150H125ZM125 151H122V152L125 153ZM134 151H135V150H134ZM146 151H147V150H146ZM146 151H145V152L143 151V152L146 153ZM177 151H179V150H177ZM180 151H181V150H180ZM187 151H189V150H187ZM187 151H186V152H187ZM251 151H252V149H251ZM60 152H61V151H60ZM63 152H65V150H64ZM99 152L101 153V151H99ZM106 152L109 153L108 151H106ZM128 152H130V151H128ZM138 152H139V151H138ZM140 152H141V151H140ZM151 152H153V151H151ZM151 152L149 153V156H150V154H155V153H151ZM157 152H159V151H157ZM182 152H183V151H182ZM71 153H72V152H71ZM117 153H118V152H117ZM160 153H164V152L161 151ZM166 153H167V152H166ZM204 153L206 154V151H205ZM63 154H65V153H63ZM68 154H69V153H68ZM88 154H89V153H88ZM110 154L112 155L113 153L110 152ZM110 154H109V155H110ZM125 154H126V153H125ZM156 154H157V153H156ZM177 154H178V152H177ZM179 154H180V152H179ZM186 154H187V153H186ZM188 154H190V153H188ZM188 154H187V155H188ZM66 155H67V154H66ZM69 155H71V154H69ZM82 155H84V154H82ZM93 155H96V154H93ZM98 155H99V154H98ZM182 155H184V154H182ZM202 155H203V154H202ZM202 155H201V157H202ZM208 155H209V154H208ZM91 156H92V155H91ZM103 156L105 157V155H103ZM103 156H102V157H103ZM106 156H107V155H106ZM149 156H147V157H149ZM151 156H152V155H151ZM156 156H157V155H156ZM191 156H192V154H191ZM193 156H194V154H193ZM197 156H198V153H197ZM197 156H196V157H197ZM199 156H200V154H199ZM206 156H207V155H206ZM209 156L211 157V155H209ZM215 156H216V155H215ZM1 157H2V156H1ZM1 157H0V158H1ZM53 157H54V156H53ZM56 157H57V156H56ZM63 157H65V156L63 155ZM75 157H76V156H75ZM77 157H79V155H77ZM83 157H84V156H83ZM94 157H95V156H94ZM111 157H112V156H111ZM117 157H118V156H117ZM119 157H120V156H119ZM121 157H122V156H121ZM126 157H127V156H126ZM128 157H129V156H128ZM212 157H213V156H212ZM18 158H19V157H18ZM65 158H66V157H65ZM86 158H87V157H86ZM95 158L97 159V157H95ZM95 158H93V159H95ZM98 158H99V157H98ZM100 158H101V157H100ZM106 158L108 159V156L105 157V159H106ZM109 158H110V156H109ZM113 158H114V156H113ZM130 158H131V157H130ZM184 158H185V157H184ZM189 158H190V156H189ZM198 158H199V157H198ZM198 158H197V160H195L194 158H193V159H194L195 161L198 162ZM204 158H205V157L203 156V159H204ZM206 158H208V156H207ZM206 158H205V161L207 160ZM59 159H60V158H59ZM66 159H67V158H66ZM70 159H71V158H70ZM70 159H69V161H70ZM89 159H90V158H89ZM117 159H118V158H117ZM193 159H192V160H193ZM200 159H201V158H200ZM203 159H202V160H203ZM62 160H63V159H62ZM85 160H86V159H85ZM87 160H88V159H87ZM98 160H99V159H98ZM98 160H97V161H98ZM101 160H102V159H101ZM115 160H116V159H115ZM118 160H119V159H118ZM118 160H116V161H118ZM140 160H141V159H140ZM140 160H139V161H140ZM186 160H187V162H188V159H186ZM211 160H212V159H211ZM52 161H53V160H52ZM64 161H65V159H64ZM64 161H63V162H64ZM97 161H96V162H97ZM99 161H100V160H99ZM103 161H104V160H102V163H103ZM110 161H111V160H110ZM120 161H121V160H119V162H120ZM195 161H193V162H195ZM207 161H208V160H207ZM55 162H56V161H54L53 164H54ZM60 162H61V161H60ZM65 162H66V161H65ZM79 162H80V161H79ZM89 162H90V160H89ZM104 162H108V161L106 160V161H104ZM121 162H122V161H121ZM189 162H192V161L189 160ZM208 162H209V161H208ZM226 162H227V161H226ZM73 163H74V162H73ZM87 163H88V162H87ZM90 163L92 164V162H90ZM97 163H98V162H97ZM113 163H114V162H113ZM122 163H124V162H122ZM195 163H196V162H195ZM195 163H194V164H195ZM201 163H202V162H201ZM203 163H204V160H203ZM203 163H202V164H203ZM205 163H207V162H205ZM209 163H210V162H209ZM3 164H4V163H3ZM63 164H64V163H63ZM65 164H66V163H65ZM65 164H64L63 166H65ZM81 164H82V162H81ZM98 164H99V163H98ZM103 164H104V163H103ZM103 164H102V166H103ZM162 164H163V163H162ZM198 164H200V163L198 162ZM207 164H208V163H207ZM211 164H212V163H211ZM54 165H55V164H54ZM54 165H53V166H54ZM69 165H70V164H69ZM73 165H75V164H73ZM76 165H77V164H76ZM78 165H79V164H78ZM204 165H205V164H204ZM2 166H3V165H2ZM58 166H59V165H58ZM61 166H62V164H61ZM66 166H67V165H66ZM108 166H109V165H108ZM113 166H114V165L112 164V166H110V168H111V167L113 168ZM161 166H162V165H161ZM212 166H213V165H212ZM74 167H76V166H74ZM97 167H98V166H97ZM99 167H100V166H99ZM99 167H98V168H99ZM158 167H160V166H158ZM201 167H202V166H201ZM210 167H211V166H210ZM210 167H209V168H210ZM89 168H91V167H89ZM98 168H97V169H98ZM100 168H101V167H100ZM102 168H103V167H102ZM204 168H205V167H204ZM53 169L55 170V168H53ZM53 169H52V170H53ZM59 169H61V168H59ZM68 169H71V170H72V168H68ZM82 169H84V168L82 167ZM82 169H81V170H82ZM91 169H92V168H91ZM103 169H104V168H103ZM113 169H114V168H113ZM54 170H53V171H54ZM65 170H66V169H65ZM89 170H90V169H89ZM3 171H4V170H3ZM53 171H51V173H52ZM69 171H70V170H69ZM77 171H78V170H77ZM79 171H80V170H79ZM79 171H78V172H79ZM46 172H47V171H46ZM71 172H72V171H71ZM74 172H75V171H74ZM99 172H100V171H99ZM102 172H103V171H102ZM55 173H56V171H55ZM85 173H86V172H85ZM87 173H88V172H87ZM91 173H92V172H91ZM40 174H41V173H40ZM43 174H44V172H42V175H43ZM45 174H46V173H45ZM48 174H49V173H48ZM57 174H58V173H57ZM57 174H56V175H57ZM73 174H74V173H73ZM79 174H80V173L77 174V173L75 172V175H79ZM8 175H9V174H8ZM8 175H7L5 172H0V191H2V190H3V191H4V190L8 191V190H10V188L13 187V180H12L11 177H9L10 175H9V176H8ZM38 175H39V173H38ZM46 175H47V174H46ZM80 175H82V172H81ZM83 175H84V174H83ZM88 175H89V174H88ZM227 175H228V174H227ZM16 176H17V175H16ZM94 176H96V175L94 174ZM41 177H42V176H41ZM41 177H40V178H41ZM86 177H87V176H86ZM89 177H91V176H89ZM144 177H146V176H144ZM144 177H142V178H144ZM181 177H182V176H181ZM231 177H232V176H231ZM77 178H78V177H77ZM91 178L93 179V177H91ZM97 178H99V177H97ZM182 178H183V177H182ZM184 178H185V177H184ZM186 178H187V177H186ZM63 179H64V178H63ZM83 179H84V178H83ZM92 179H91V180H92ZM100 179H101V178H100ZM108 179H109V178H108ZM113 179H114V178H113ZM187 179H188V178H187ZM230 179H231V178H230ZM88 180H89V179H88ZM95 180H97V179H95ZM101 180H102V179H101ZM33 181H34V180H33ZM84 181H85V179H84ZM99 181H100V180H99ZM113 181H114V180H113ZM115 181H117V180H115ZM118 181L120 182L119 179H118ZM58 182H59V180H58ZM87 182H88V181H87ZM108 182H109V181H108ZM232 182H233V181H232ZM106 183H107V182H106ZM115 183L118 184V182H115ZM120 183H121V182H120ZM191 183H192V182H191ZM97 184H98V183H97ZM103 184H104V183H103ZM103 184H102V185H103ZM194 184H195V183H194ZM194 184H193V185H194ZM99 185H100V184H99ZM102 185H101V186H102ZM105 185L107 186L108 183L105 184ZM122 185H123V184H122ZM126 185H128V184H126ZM130 185L132 186L131 183H130ZM38 186H39V185H38ZM118 186H119V184H118ZM128 186H129V185H128ZM128 186H126V187L129 188ZM131 186H130V187H131ZM194 186H195V185H194ZM196 186L199 187L198 185H196ZM103 187H104V185H103ZM119 187L121 188V186H119ZM126 187H125V188H126ZM201 187H202V186H201ZM90 188H91V187H90ZM99 188H100V187H99ZM110 188H111V187H110ZM122 188H123V187H122ZM127 188H126V190H127ZM144 188H145V187H144ZM55 189H56V188H55ZM101 189H103V188H101ZM115 189H116V188H115ZM147 189H148V188H147ZM156 189H157V188H156ZM106 190H107V189H106ZM112 190H113V189H112ZM145 190H146V189H145ZM13 191H15V190H13ZM35 191H36V190H35ZM47 191L49 192V190H47ZM50 191H51V190H50ZM121 191H122V190H121ZM116 192H117V190H116ZM116 192H115V193H116ZM132 192L134 193V191H132ZM132 192L129 193V194H132ZM105 193H106V191H105ZM123 193H124V192H123ZM123 193H122V194H123ZM127 193H128V191H127ZM7 194H10V193H7ZM84 194H85V193H84ZM99 194H100V193H99ZM101 194H102V193H101ZM108 194H109V193H108ZM108 194H106V195L108 196ZM135 194H136V193H135ZM137 194H138V192H137ZM143 194H144V193H143ZM146 194H148V193H146ZM16 195H17V194H16ZM116 195H117V194H116ZM133 195H134V194H133ZM133 195H132V196H133ZM144 195H145V194H144ZM101 196H104V192H103V194H102ZM110 196H111V195H110ZM130 196H131V195H129V197H130ZM132 196H131V197H132ZM134 196H135V195H134ZM145 196H146V195H145ZM108 197H109V196H108ZM118 197H120V196H118ZM124 197H125V196H124ZM135 197H137V196H135ZM102 198H104V197H101L100 199H102ZM144 198H145V197H144ZM32 199H33V198H32ZM110 199H111V197H110ZM114 199H115V198H114ZM119 199H120V198H119ZM122 199H123V198H122ZM124 199H125V198H124ZM131 199H132V198H131ZM154 199H155V198H154ZM217 199H218V198H217ZM217 199H216V200H217ZM23 200H24V199H23ZM103 200H104V199H103ZM133 200H134V199H133ZM139 200H141V198H138V201H139ZM210 200H211V199H210ZM218 200H219V199H218ZM101 201H102V200H101ZM105 201H106V199H105ZM105 201H102V202H105ZM115 201H116V199H115ZM120 201H121V200H120ZM122 201H123V200H122ZM141 201H142V200H141ZM141 201L137 202V205H136V203H135V206H138V204H139ZM9 202H10V201H9ZM56 202H57V200H56ZM89 202H90V201H89ZM106 202H107V201H106ZM128 202H129V198H128ZM133 202H135V201H133ZM133 202H131V203H133ZM157 202H158V201H157ZM51 203H52V202H51ZM98 203H99V202H98ZM107 203H108V202H107ZM115 203H116V202H115ZM119 203H120V202H119ZM141 203H142V202H141ZM159 203H160V202H159ZM31 204H33V203H31ZM53 204H55V203H53ZM58 204H59V203H58ZM116 204H117V203H116ZM214 204H215V202H214ZM101 205H102V203H101ZM127 205H128V204H127ZM144 205H145V203H144ZM19 206H20V205H19ZM58 206H59V205H58ZM88 206H89V205H88ZM91 206H92V204H91ZM109 206H111V205H109ZM116 206H117V205H116ZM140 206H142V205H140ZM167 206H169V205H167ZM167 206H166V207H167ZM7 207H8V206H7ZM59 207H60V206H59ZM145 207H146V206H145ZM19 208H20V207H19ZM19 208H18V207L15 208V207H12V206L9 207V209L7 210V211H8V212H7V216H8V217H11V218H13V219H19V218H21L25 213H24L23 210H21V209H19ZM100 208H101V207H100ZM104 208H105V207H104ZM104 208H103V209H104ZM110 208H111V207H110ZM117 208H118V207H117ZM117 208H116V209H117ZM136 208H137V207H136ZM139 208L142 209V207H138V209H139ZM163 208H164V207H163ZM169 208H170V207H169ZM173 208H175V207H173ZM173 208H172V209H173ZM85 209H87V208H85ZM105 209H106V208H105ZM116 209H115V210H116ZM138 209H137V210H138ZM177 209H178V208H177ZM95 210H96V208H95ZM97 210H99V209H97ZM109 210H110V209H109ZM135 210H136V209H135ZM168 210H169V209H168ZM174 210H175V209H174ZM4 211H5V210H4ZM46 211H47V210H46ZM99 211L102 212L103 210H102V211L99 210ZM116 211H118V210H116ZM163 211H164V210H163ZM177 211H179V210H177ZM49 212H50V211H49ZM61 212H62V210H61ZM112 212H113V211H112ZM123 212H124V211H123ZM123 212H121V213L124 214ZM139 212H141V211H139ZM98 213H99V212H98ZM103 213L106 214V212H104V211H103ZM118 213H119V212H118ZM147 213H148V212H147ZM48 214H49V213H48ZM58 214H59V213H58ZM62 214H63V212H62ZM142 214H143V213H142ZM113 215H114V214H113ZM116 215H117V217L119 218L118 214H116ZM124 215H125V214H124ZM126 215H127V214H126ZM143 215H144V214H143ZM146 215H147V214H145V216H146ZM50 216H51V215H50ZM53 216H54V215H53ZM104 216H105V215H104ZM108 216H109V215H108ZM108 216H106V217H108ZM101 217H102V216H101ZM106 217H105V218H106ZM112 217H113V216H112ZM189 217H190V216H189ZM108 218L110 219V217H108ZM120 218H121V216H120ZM147 218H148V217H146V219H147ZM149 218H150V217H149ZM51 219H52V218H51ZM193 219H194V218H193ZM199 219H200V218H199ZM5 220H6V219H5ZM11 220H12V219H11ZM147 220H148V219H147ZM151 220H152V218H151ZM151 220H150V221H151ZM200 220H201V219H200ZM0 221H1V219H0ZM38 221H39V220H38ZM51 221H52V220H51ZM64 221H65V220H64ZM196 221H197V219H196ZM27 222H28V221H27ZM131 222H133V221H131ZM142 222H143V221H142ZM142 222H141V223H142ZM151 222H153V221H151ZM151 222H150V223H151ZM10 223H11V221H10ZM20 223H21V222H20ZM22 223H23V222H22ZM64 223H65V222H64ZM116 224H117V223H116ZM135 224H136V223H135ZM133 225H134V224H133ZM140 225H141V224H140ZM143 225H144V224H143ZM151 225H152V224H151ZM25 226H26V225H25ZM29 226H30V225H29ZM34 226H35V225H34ZM116 226H118V225H116ZM10 227H11V226H10ZM14 227H15V225H14ZM24 228H25V227H24ZM32 228H33V227H32ZM111 228H112V227H111ZM115 228H117V227H115ZM115 228H114V229H115ZM144 228H145V226H144ZM1 229H2V228H1ZM9 229H10V228H9ZM11 229H12V227H11ZM11 229H10V230H11ZM50 229H51V228H50ZM50 229H49V230H50ZM153 229H154V228H153ZM171 229H172V228H171ZM6 230H7V227H6ZM10 230H9V231H10ZM38 230H41V228H40V229L38 228ZM42 230H44V229H42ZM116 230H118V229H116ZM116 230H115V231H116ZM12 231H13V230H12ZM111 231H112V230H111ZM151 231H152V230H151ZM151 231H150V232H151ZM51 232H53V231H51ZM113 232H114V231H113ZM125 232H126V231H125ZM129 232H130V231H129ZM139 232H141V231H139ZM226 232H227V231H226ZM6 233H7V232H5V234H6ZM108 233H109V232H108ZM117 233H118V231H117ZM121 233H122V232H121ZM145 233H146V232H145ZM130 234H132V233H130ZM152 234H153V232H152ZM219 234H220V233H219ZM109 235H110V234H109ZM140 235H141V234H140ZM220 235H221V234H220ZM222 235H223V234H222ZM107 236H108V235H107ZM130 237H131V236H130ZM141 237H142V235H141ZM143 238H144V237H143ZM234 238H235V237H234ZM102 239H103V238H101V240H102ZM107 239H108V238H107ZM144 239H145V238H144ZM144 239H142V240H144ZM101 240H100V241H101ZM148 240H149V239H148ZM171 240H172V239H171ZM190 240H191V239H190ZM190 240H189V241H190ZM195 240H196V239H195ZM85 241H86V240H85ZM85 241H84V242H85ZM87 241L89 242V240H87ZM100 241H97V242H100ZM104 241H106V240H103V243H106V242H104ZM108 241H109V239H108ZM119 241H120V240H119ZM127 241H128V240H127ZM131 241H132V240H131ZM189 241H188V242H189ZM238 241H239V240H238ZM84 242H83V244H84ZM139 242H140V241H139ZM163 242H164V241H163ZM212 242H213V241H212ZM212 242H211V244H212ZM81 243H82V242H81ZM89 243H91V242H89ZM89 243H88V244H89ZM100 243H101V242H100ZM122 243H123V242H122ZM131 243H132V242H131ZM131 243H130V245H131ZM143 243H144V241H143ZM145 243H146V241H145ZM192 243H193V241H192ZM202 243H203V242H202ZM69 244H70V243H69ZM85 244L88 245L87 243H85ZM85 244H84V245H85ZM115 244H116L117 246H116ZM120 244H121V243H120ZM125 244H126V243H125ZM147 244H148V243H147ZM177 244H178V243H177ZM182 244H183V243H182ZM195 244H196V243H195ZM218 244H219V243H218ZM70 245H71V244H70ZM79 245H80V244H79ZM91 245H93V242H92ZM94 245H99V244L96 243V244H94ZM104 245H105V244H104ZM106 245H107V244H106ZM114 245H115L116 247H118L119 243L117 244V242H116V243H114ZM121 245H122V244H121ZM142 245H143V244H142ZM165 245H166V244H165ZM205 245H206V244H205ZM112 246H113V244H112ZM115 246H113V247H115ZM131 246H132V245H131ZM140 246H141V244L139 245V249H140ZM143 246H144V245H143ZM180 246L182 247V245H180ZM183 246H184V244H183ZM187 246H188V245H187ZM193 246H194V245H193ZM203 246H204V245H203ZM72 247H73V246H72ZM74 247H75V246H74ZM94 247H95V246H94ZM98 247H99V246H98ZM101 247H102V246H101ZM136 247H137V245H136ZM164 247H165V246H164ZM181 247H180V248H181ZM184 247H185V246H184ZM134 248H135V247H134ZM162 248H163V247H162ZM78 249L81 250V249H83V248L81 247V248H78ZM89 249H90V247H89ZM96 249H97V248H96ZM103 249H104V248H103ZM114 249H115V248H114ZM119 249H120V248L118 247L117 250H119ZM121 249H122V248H121ZM135 249H136V248H135ZM157 249H158V247H157ZM97 250H98V249H97ZM99 250H100V249H99ZM101 250H102V249H101ZM107 250H109V249H107ZM107 250H106V251H107ZM112 250H113V249H112ZM161 250H162V249H161ZM95 251H96V250H95ZM113 251H116V249L113 250ZM102 252H103V251H102ZM70 253H71V252H70ZM72 253H73V252H72ZM75 253H76V252H75ZM75 253H74V254H75ZM89 253H90V252H89ZM64 254H65V253H64ZM67 254H68V253H67ZM84 254H85V253H84ZM113 254H114V253H113ZM115 254H116V253H115ZM123 254H124V253H123ZM127 254H128V253H127ZM60 255H61V254H60ZM121 255H122V254H121ZM137 255H138V254H137ZM140 255H141V254H140ZM191 255H192V254H191ZM196 255H197V254H196ZM200 255H201V254H200ZM212 255H214V256L217 257L218 254H217V255L212 254ZM212 255L210 254V256H212ZM220 255H221V254H220ZM229 255H230V254H229ZM260 255H261V254H260ZM57 256H58V255H57ZM79 256H80V255H79ZM172 256H174V255H172ZM172 256H171V257H172ZM193 256H194V255H193ZM204 256H207V255H204ZM221 256H222V255H221ZM221 256H220V257H221ZM52 257H53V256H52ZM68 257H69V256H68ZM113 257H114V256H113ZM115 257H116V256H115ZM181 257H182V255H181ZM189 257H190V256H189ZM202 257H203V256H202ZM212 257H213V256H212ZM212 257H209V259H211ZM220 257H218V259H220ZM222 257H224V255H223ZM222 257H221V258H222ZM226 257H227V256H226ZM82 258H83V257H82ZM197 258H198V257H197ZM214 258H215V257H214ZM224 258H225V257H224ZM107 259H108V258H107ZM169 259H170V258H169ZM173 259H174V258H173ZM187 259H188V258H187ZM189 259H190V258H189ZM189 259H188V260H189ZM206 259H207V258H205V260H206ZM225 259H226V258H225ZM225 259H224L225 263L230 264L229 261L226 262ZM262 259H263V258H262ZM114 260H115V259H114ZM179 260H180V259H179ZM191 260H192V258H191ZM197 260H198V259H197ZM201 260H202V259H201ZM65 261H67V260H65ZM70 261H71V259H70ZM88 261H89V259H88ZM91 261H92V260H91ZM180 261H182V260H180ZM185 261H186V259H185ZM189 261H190V260H189ZM198 261H199V260H198ZM237 261H238V260H237ZM246 261H247V260H246ZM71 262H72V261H71ZM105 262H106V261H105ZM117 262H118V261H117ZM203 262H204V261H203ZM213 262H214V259H213ZM218 262H219V261H218ZM221 262H223V261H221ZM259 262H260V261H259ZM151 263H152V262H151ZM183 263H184V262H183ZM198 263H199V262H198ZM198 263H197V264H198ZM205 263H206V262H205ZM219 263H220V262H219ZM256 263H257V261H256ZM256 263H254V264H256ZM11 264H12V263H11ZM96 264H98V263H96ZM174 264H175V263H174ZM187 264H188V263H187ZM189 264H190V263H189ZM213 264H214V263H213ZM242 264H243V263H242Z\"/></svg>", "mask_w": 264, "mask_h": 264}]
</instances>
